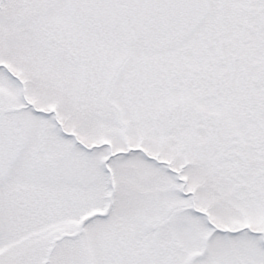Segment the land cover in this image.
<instances>
[{
  "label": "snow or ice",
  "instance_id": "1",
  "mask_svg": "<svg viewBox=\"0 0 264 264\" xmlns=\"http://www.w3.org/2000/svg\"><path fill=\"white\" fill-rule=\"evenodd\" d=\"M0 264H264V0H0Z\"/></svg>",
  "mask_w": 264,
  "mask_h": 264
}]
</instances>
